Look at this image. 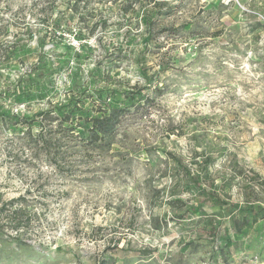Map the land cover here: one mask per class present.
I'll return each instance as SVG.
<instances>
[{
	"label": "rangeland",
	"instance_id": "rangeland-1",
	"mask_svg": "<svg viewBox=\"0 0 264 264\" xmlns=\"http://www.w3.org/2000/svg\"><path fill=\"white\" fill-rule=\"evenodd\" d=\"M0 48V116L86 130L0 122V264H264V0H0Z\"/></svg>",
	"mask_w": 264,
	"mask_h": 264
},
{
	"label": "trees",
	"instance_id": "trees-1",
	"mask_svg": "<svg viewBox=\"0 0 264 264\" xmlns=\"http://www.w3.org/2000/svg\"><path fill=\"white\" fill-rule=\"evenodd\" d=\"M12 55V49L9 48L4 50L0 48V64L2 56H4L5 60L12 57ZM166 63L164 62L162 64V69L166 68ZM73 105L74 102L70 98L65 104H54L51 108L42 110L35 114L32 119H21V115L12 112L8 115H1L0 122L10 126V129L14 132L19 129H25L23 135L20 136L19 139L22 141V145L29 146L35 156H39L40 154H44L47 157L52 154L54 156L60 151L63 143H71L75 141V145H77L78 138H82L86 132L85 128H78L79 126L81 127V124L72 120L69 113L64 114L63 112V108ZM101 107H104L102 114L94 118L91 126L94 130L93 135L99 139H103L107 135H110L116 123L120 121V118L125 113L124 108L117 106L111 107V104H106V102H101L100 108ZM35 119L40 126L37 132L34 130L33 120ZM55 163L58 169L64 168L62 163L58 160H56ZM24 199L25 196H19L18 198H13L11 200H3L2 193L0 192V210H4L6 206L13 205L15 202ZM17 217H19L18 211L15 210L10 216V221L12 222L11 228L18 233L21 224ZM1 226L2 223L0 222V228Z\"/></svg>",
	"mask_w": 264,
	"mask_h": 264
}]
</instances>
